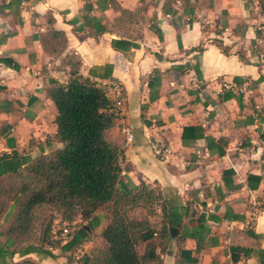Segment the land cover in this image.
<instances>
[{"label":"crops","instance_id":"crops-1","mask_svg":"<svg viewBox=\"0 0 264 264\" xmlns=\"http://www.w3.org/2000/svg\"><path fill=\"white\" fill-rule=\"evenodd\" d=\"M247 1L190 0L186 8L181 0H114L115 5L110 0H27L15 15L0 0V126L7 128L0 136V154L17 150L37 156L61 147L46 144L56 130V108L47 90L50 80L68 79L65 55L79 57L83 75L109 66L111 77L96 80L107 88L118 115L107 137L123 151L121 182L128 188L141 183L156 188L166 213L181 227L175 234L195 230L200 215L214 218L206 221L210 233L199 251L194 239L178 245L173 237L164 253L156 250L160 264H256L254 256L232 263L229 251L237 245L264 248V52L251 57L248 51L242 58L235 51L237 40L264 44L253 27L257 20L248 16ZM47 12L67 38L60 56L46 53L39 41L50 28ZM86 17H96L104 33L96 37ZM258 19L263 23L259 12ZM112 40L130 46L117 51ZM213 40L228 46V54ZM199 46L202 52L191 51ZM196 63L201 81L192 69L175 77L173 66ZM155 71L160 73L158 88L152 87ZM112 84L120 88V97ZM188 126H201L205 138L184 146L181 136ZM123 129L130 131V142ZM226 171L233 173L223 177ZM249 175L260 178L255 190L248 189ZM88 222L96 226L76 250L84 249L82 256L106 244L101 237L106 214L97 211L82 225ZM247 230L258 238L247 236ZM182 250L195 263L183 259ZM53 254V259L15 255L12 261L67 264L58 250Z\"/></svg>","mask_w":264,"mask_h":264},{"label":"trees","instance_id":"trees-1","mask_svg":"<svg viewBox=\"0 0 264 264\" xmlns=\"http://www.w3.org/2000/svg\"><path fill=\"white\" fill-rule=\"evenodd\" d=\"M24 1L27 0H10L8 3L1 0V5L17 15L18 7ZM110 1L115 5L114 0ZM181 1L186 8L189 7L190 0ZM258 7L264 21V0H258ZM84 9L91 8L86 6ZM166 12L171 13L170 10ZM45 19L50 28L46 36L39 40L40 44L46 53L60 56L67 46L65 33L53 27L55 19L51 12L46 13ZM86 20L90 21L88 24L96 37L104 33L105 30L96 17H86ZM152 29L161 40L160 32L156 28ZM259 31H256V36H260ZM213 43L223 54H228L223 49L226 46L222 41L213 40ZM111 46L121 51L130 44L123 40H112ZM191 51L202 52L203 47L199 46ZM62 63L68 67V79L63 83L50 80L51 86L47 90L48 97L56 108V130L46 142H56L61 147L47 154L40 150L37 156H32L30 151L17 150L0 154V264H8V260H12L15 255L22 258L31 253L53 259L54 250H58L66 258L67 264H71L74 252L91 238L90 232L96 226L90 222L80 225L77 219L89 221L97 211H103L107 216V224L101 233L105 247L92 248L78 260L79 264H160L156 250L160 249L164 253L173 237H176L178 245L183 244L186 239H194L195 251H199L201 242L210 233V229L205 226L206 221L213 220V216L200 215L195 219V230L184 228L180 234H175L176 229L181 227L171 214L166 213L165 202L156 188L145 183L128 188L120 180L123 151L107 137L108 132L116 126V111L107 88L96 80L110 78L111 68L105 66L83 75L80 72L81 60L75 54L65 55ZM188 69L195 72L198 81L202 80L197 63L193 66L185 64L172 67L175 77ZM154 82L152 87L158 88V71L154 72ZM156 96L157 90L150 94L149 101L155 100ZM6 129L0 126V136ZM202 138L205 136L201 126L183 128L181 141L184 146ZM209 145L208 143V147ZM218 154L223 155L224 151L219 149ZM232 173L226 171L223 177ZM259 181V177L249 175L248 189L255 190ZM251 182L256 183L252 185ZM155 204H159L161 212L158 222L146 217L135 219L129 216L134 208L150 213ZM42 207L55 211L62 222L73 224L67 240H52L49 221L41 232L39 242L28 243L32 236L35 211ZM151 213L155 214V210ZM244 233L258 238V235L249 230ZM140 243L144 245L142 253L138 250ZM229 251L232 263H237L240 257L254 256L256 264H264V248L237 245L230 246ZM180 255L189 263L196 261L190 257L189 251L182 250ZM12 264L39 263L23 259Z\"/></svg>","mask_w":264,"mask_h":264},{"label":"rangeland","instance_id":"rangeland-1","mask_svg":"<svg viewBox=\"0 0 264 264\" xmlns=\"http://www.w3.org/2000/svg\"><path fill=\"white\" fill-rule=\"evenodd\" d=\"M258 3V0L254 1V0H248L247 3L248 5H246L247 7V12H248V16L253 19V20H257L254 22L253 27L256 28V30H260V36L264 37V34H262L261 32H264V28L263 29H258L260 28V25H263L264 23H261V21L258 19V12L260 13V9L256 11V3ZM258 6V5H257ZM264 22V21H263ZM237 48L235 49V51L242 57L244 58L245 54H248V51L251 55V57H253V55H258L262 52H264V44L261 43H256L255 40L254 41H250V42H244V40H237L236 42ZM228 46L227 47H223V49L225 51H227L228 53ZM33 149H35L34 143L31 144L29 146V150L33 151ZM153 209L155 210V214H152L151 212H153L154 210L150 211V213L147 210L141 209V208H134L129 212V216L135 219H141V218H150L155 222L159 221V217L156 216V210L160 209L159 204H155ZM79 219H77V222ZM49 221H51L50 224V236L52 238V240L54 241H58V242H62L68 239V234H71V229L73 228V224H66L64 222L61 221V217L56 214L55 211H53L52 209H50L49 207H42V208H38L35 211V220H34V224H33V231H32V236L30 237V240L28 241V243H34L37 244L39 242V238L41 236V232L42 230L46 227V225H48ZM84 222V221H83ZM83 222H80L79 224H83ZM46 248H48L47 246H45ZM144 249V245L142 243H140L138 245V250L140 253L143 252ZM84 251V249H83ZM83 251H79V252H74L76 253V257L78 256H82ZM73 257H75V255L73 254ZM12 260H9L7 263L8 264H12ZM55 262H57V260L55 259ZM71 264H79L78 260H76L74 258V260L71 262Z\"/></svg>","mask_w":264,"mask_h":264},{"label":"built area","instance_id":"built-area-1","mask_svg":"<svg viewBox=\"0 0 264 264\" xmlns=\"http://www.w3.org/2000/svg\"><path fill=\"white\" fill-rule=\"evenodd\" d=\"M112 86L115 87V88L117 89V91H118V95H119V97H120V96H121V94H120V93H121L120 88H119L116 84H112ZM116 116H117V118H118L117 112H116ZM123 133H124L125 136H126V141H127V142H130L131 139H132V135H131L130 131H128L127 129H123ZM154 236H155V234H154Z\"/></svg>","mask_w":264,"mask_h":264},{"label":"water","instance_id":"water-1","mask_svg":"<svg viewBox=\"0 0 264 264\" xmlns=\"http://www.w3.org/2000/svg\"><path fill=\"white\" fill-rule=\"evenodd\" d=\"M171 229H173V228H171Z\"/></svg>","mask_w":264,"mask_h":264}]
</instances>
